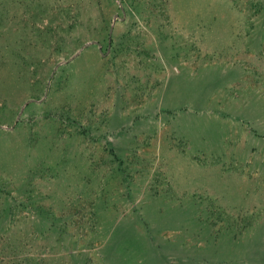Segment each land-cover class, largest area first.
Here are the masks:
<instances>
[{
  "label": "rangeland",
  "instance_id": "rangeland-1",
  "mask_svg": "<svg viewBox=\"0 0 264 264\" xmlns=\"http://www.w3.org/2000/svg\"><path fill=\"white\" fill-rule=\"evenodd\" d=\"M0 264H264V0H0Z\"/></svg>",
  "mask_w": 264,
  "mask_h": 264
}]
</instances>
